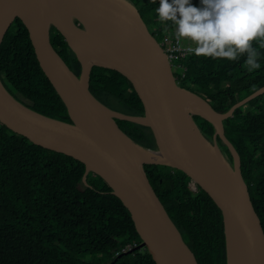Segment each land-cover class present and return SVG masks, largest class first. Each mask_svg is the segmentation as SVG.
I'll list each match as a JSON object with an SVG mask.
<instances>
[{"label":"trees","instance_id":"1","mask_svg":"<svg viewBox=\"0 0 264 264\" xmlns=\"http://www.w3.org/2000/svg\"><path fill=\"white\" fill-rule=\"evenodd\" d=\"M129 1L149 30L157 17V0ZM191 2L198 4V0ZM155 35L157 43L167 39L160 31ZM260 40L256 37L250 42L258 53V68L249 71L243 64L246 53L233 60L192 54L183 61L185 79L176 82L223 114L264 87ZM50 43L79 77L80 64L55 28L50 29ZM0 80L24 106L70 123L64 104L39 68L19 18L0 45ZM89 91L112 111L143 116V106L131 84L116 71L93 66ZM196 119L201 120L196 123L200 131L212 139V125ZM115 123L139 146L157 149L148 127L118 119ZM223 129L239 156L241 175L264 233V94L236 109L223 122ZM143 168L197 264H225L221 213L203 188L179 170L153 164ZM84 173L82 163L36 146L0 124V264H155L145 248H138L141 239L120 200L91 172L85 184Z\"/></svg>","mask_w":264,"mask_h":264},{"label":"water","instance_id":"2","mask_svg":"<svg viewBox=\"0 0 264 264\" xmlns=\"http://www.w3.org/2000/svg\"><path fill=\"white\" fill-rule=\"evenodd\" d=\"M16 18L25 26L39 68L64 104L70 123L24 106L0 80L2 126L82 163L85 184L89 172L101 178L127 209L141 239L138 248H145L155 264L197 262L153 191L145 164L179 170L208 194L221 213L225 264H264L263 229L241 175L239 156L223 129V122L264 94V87L217 113L205 99L175 82L164 52L129 0H0V45ZM51 28L75 55L79 77L52 47ZM93 66L128 80L143 106L142 117L112 111L94 98L89 91ZM187 102L193 111L185 107ZM102 109L113 128L102 122ZM193 116L212 125V139L200 131ZM115 119L148 127L162 161L138 163L122 144V138L132 140ZM217 138L231 161L217 147Z\"/></svg>","mask_w":264,"mask_h":264},{"label":"clouds","instance_id":"3","mask_svg":"<svg viewBox=\"0 0 264 264\" xmlns=\"http://www.w3.org/2000/svg\"><path fill=\"white\" fill-rule=\"evenodd\" d=\"M155 13L173 22L178 38L194 42L193 54L233 60L246 53L243 64L248 70L259 67L250 42L261 37L264 46V0H157Z\"/></svg>","mask_w":264,"mask_h":264},{"label":"built area","instance_id":"4","mask_svg":"<svg viewBox=\"0 0 264 264\" xmlns=\"http://www.w3.org/2000/svg\"><path fill=\"white\" fill-rule=\"evenodd\" d=\"M186 37L176 38L175 36L160 42L162 51L166 54V58L170 69H178V73H175V81H181L186 75V67L181 62L192 55L191 49L195 46L191 40H185Z\"/></svg>","mask_w":264,"mask_h":264},{"label":"bare ground","instance_id":"5","mask_svg":"<svg viewBox=\"0 0 264 264\" xmlns=\"http://www.w3.org/2000/svg\"><path fill=\"white\" fill-rule=\"evenodd\" d=\"M185 107L188 110H190V111H193L194 110V107L189 102H187V104H186ZM100 115H101L102 122L106 126H108V127L111 126L112 127L111 118H110L108 112L106 110L102 109ZM122 144L136 157L138 163H140V164L141 163L142 164H144V163H150V162H155V161H162V158H161L160 154L157 151H154V150H145V149L137 146L132 141H130V140L126 139V138H124V139L122 138Z\"/></svg>","mask_w":264,"mask_h":264},{"label":"rangeland","instance_id":"6","mask_svg":"<svg viewBox=\"0 0 264 264\" xmlns=\"http://www.w3.org/2000/svg\"><path fill=\"white\" fill-rule=\"evenodd\" d=\"M154 14H156L154 12ZM157 16V15H156ZM162 32L165 34V37L169 40L171 37L175 36L176 38H178L176 35H175V26L172 22V25L169 26L167 24V20H161L158 18V16L155 18V21L153 24H151L150 28H149V32L150 34L154 37L156 36L155 34L157 32ZM182 38V37H181ZM185 40H188V38H185ZM183 64V61L181 62ZM171 70V69H170ZM171 73H172V76L173 78L175 77V73H178V69L176 68H173L171 70ZM244 111H247V109L245 108ZM193 118V117H192ZM194 119V118H193ZM195 121V120H194ZM201 122L200 119H196L195 123H199ZM216 144H217V147H219V150L221 151V153L226 157L227 155L224 154V148H223V143L221 141H216ZM228 159V158H227Z\"/></svg>","mask_w":264,"mask_h":264},{"label":"flooded vegetation","instance_id":"7","mask_svg":"<svg viewBox=\"0 0 264 264\" xmlns=\"http://www.w3.org/2000/svg\"><path fill=\"white\" fill-rule=\"evenodd\" d=\"M193 118H194V120L196 121V116H193ZM199 123H200V122H199ZM199 123H198V124H199Z\"/></svg>","mask_w":264,"mask_h":264}]
</instances>
